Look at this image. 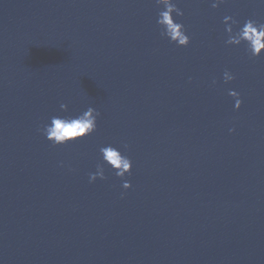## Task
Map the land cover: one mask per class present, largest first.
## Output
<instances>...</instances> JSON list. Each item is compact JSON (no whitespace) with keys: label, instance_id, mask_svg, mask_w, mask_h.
<instances>
[{"label":"water","instance_id":"obj_1","mask_svg":"<svg viewBox=\"0 0 264 264\" xmlns=\"http://www.w3.org/2000/svg\"><path fill=\"white\" fill-rule=\"evenodd\" d=\"M213 2L176 0L179 47L155 0H0V264H264V56L223 22L264 2ZM89 106L90 136L41 133ZM109 144L132 172L90 183Z\"/></svg>","mask_w":264,"mask_h":264},{"label":"clouds","instance_id":"obj_2","mask_svg":"<svg viewBox=\"0 0 264 264\" xmlns=\"http://www.w3.org/2000/svg\"><path fill=\"white\" fill-rule=\"evenodd\" d=\"M155 2L161 9L157 18V24L161 30L160 35L168 38L179 47H187L191 43V37L187 34L185 25L177 22L176 17H182L184 12L177 6L176 0H155ZM225 2L226 0H214L211 6L218 8ZM261 2H264V0H261ZM223 22L227 33V39L225 40L227 45L240 46L244 44L250 56H264V23L248 19L241 25L231 15L225 16ZM223 79L225 83H229L235 79V76L231 71L225 70ZM212 83L215 84L216 81L213 80ZM229 95L235 99L234 107L239 110L243 105L240 93L235 90H229ZM60 109L67 112L68 105L61 103ZM99 116L100 113L94 107L89 106L75 116L56 115L51 117L50 123L45 124L40 131L54 145H66L82 140L96 132ZM230 131L234 132L235 129H230ZM123 147L127 149L128 146L124 145ZM100 153L103 163L97 164L96 171L89 173L90 183L95 182L97 179H107L105 164L113 169L115 175L121 179L132 172L133 161L120 148L109 144L102 146ZM122 187L127 190L132 187V184L125 180Z\"/></svg>","mask_w":264,"mask_h":264}]
</instances>
